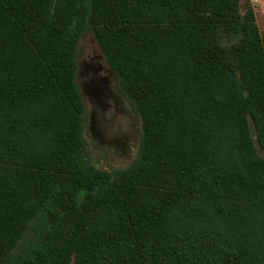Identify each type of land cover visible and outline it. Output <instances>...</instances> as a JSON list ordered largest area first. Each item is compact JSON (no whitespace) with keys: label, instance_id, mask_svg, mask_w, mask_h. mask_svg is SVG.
Returning <instances> with one entry per match:
<instances>
[{"label":"trees","instance_id":"obj_1","mask_svg":"<svg viewBox=\"0 0 264 264\" xmlns=\"http://www.w3.org/2000/svg\"><path fill=\"white\" fill-rule=\"evenodd\" d=\"M91 31L141 118L89 157ZM0 264H264V37L240 0H0Z\"/></svg>","mask_w":264,"mask_h":264},{"label":"rangeland","instance_id":"obj_2","mask_svg":"<svg viewBox=\"0 0 264 264\" xmlns=\"http://www.w3.org/2000/svg\"><path fill=\"white\" fill-rule=\"evenodd\" d=\"M249 6L264 37V0H240L243 13ZM78 66L77 81L86 104L84 138L89 157L105 170L127 167L139 152L141 118L120 91L116 74L89 30L80 39Z\"/></svg>","mask_w":264,"mask_h":264},{"label":"flooded vegetation","instance_id":"obj_3","mask_svg":"<svg viewBox=\"0 0 264 264\" xmlns=\"http://www.w3.org/2000/svg\"><path fill=\"white\" fill-rule=\"evenodd\" d=\"M112 70V69H111ZM113 71V70H112ZM121 91V90H120Z\"/></svg>","mask_w":264,"mask_h":264}]
</instances>
